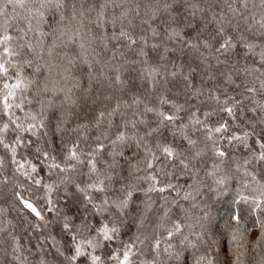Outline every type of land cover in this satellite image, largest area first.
<instances>
[{
  "label": "snow or ice",
  "instance_id": "obj_1",
  "mask_svg": "<svg viewBox=\"0 0 264 264\" xmlns=\"http://www.w3.org/2000/svg\"><path fill=\"white\" fill-rule=\"evenodd\" d=\"M0 196V264H264V0H0Z\"/></svg>",
  "mask_w": 264,
  "mask_h": 264
},
{
  "label": "trees",
  "instance_id": "obj_2",
  "mask_svg": "<svg viewBox=\"0 0 264 264\" xmlns=\"http://www.w3.org/2000/svg\"><path fill=\"white\" fill-rule=\"evenodd\" d=\"M0 207H8V205L5 204L4 199H3L2 196H0ZM20 215H22V213H20L18 210L9 209V218H14V222L19 220ZM18 232H19V234L21 236L24 237L22 242L27 244L28 240H27V237L24 235L23 231L22 230H18ZM253 235H255V232L253 233ZM35 242H36L35 239H33L32 243L34 244ZM227 248H228L227 241L226 240L222 241V251L223 252H227Z\"/></svg>",
  "mask_w": 264,
  "mask_h": 264
}]
</instances>
